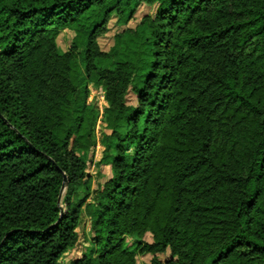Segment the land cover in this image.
<instances>
[{"label":"trees","instance_id":"trees-1","mask_svg":"<svg viewBox=\"0 0 264 264\" xmlns=\"http://www.w3.org/2000/svg\"><path fill=\"white\" fill-rule=\"evenodd\" d=\"M83 214L70 264H264V0H0V264H62Z\"/></svg>","mask_w":264,"mask_h":264},{"label":"rangeland","instance_id":"rangeland-1","mask_svg":"<svg viewBox=\"0 0 264 264\" xmlns=\"http://www.w3.org/2000/svg\"><path fill=\"white\" fill-rule=\"evenodd\" d=\"M155 7H149L147 5H142L140 9L138 10L134 20L130 23V27H135L136 24L140 22L142 17L146 14L154 13ZM110 30L100 39V46L102 50L108 51L114 42V35L117 34L119 31L122 30L121 27L117 24V18H113L110 26ZM73 33L66 30L60 34V36L57 39L58 46L62 52H65L69 49L71 40L73 38ZM148 48V47H147ZM148 57L146 55L143 56L142 62H141V69L142 72L147 68V62ZM101 92V89H98V91L92 87V94L94 96L95 101L97 99V93ZM100 98V95H98ZM130 104H135V97L131 94L128 97ZM97 138L98 141L101 140L103 133H110L108 130H104L103 125L99 124L97 126ZM104 148L99 145L96 146L94 149H92V153H90V158L88 161V169L87 172L92 176L93 178V188L97 189L99 186H101L110 176V167L108 166H102L99 165L98 162L100 161V157H102V152ZM92 155V156H91ZM79 240L76 245V247L70 251H68L61 259L62 264H70L73 260L82 257L84 254L88 253L91 248V233H90V223L88 218L83 214L81 223L77 229ZM136 238H128L127 244L129 247H134V244L136 242ZM144 240L146 242H152V236L150 234H147L144 237ZM169 256V254L160 255L162 259H165ZM152 260V255H145L137 256V264H150Z\"/></svg>","mask_w":264,"mask_h":264},{"label":"built area","instance_id":"built-area-1","mask_svg":"<svg viewBox=\"0 0 264 264\" xmlns=\"http://www.w3.org/2000/svg\"><path fill=\"white\" fill-rule=\"evenodd\" d=\"M93 88H95V87H93ZM95 89L98 91L97 88H95ZM98 95H100V98H99ZM93 100H94V96L92 94V87H91V95H90V98H89V102L92 105H94L99 110V119H98L97 126L99 124H102L104 130H107L106 126H105V123L103 122V115H104V110H105V107H106V100H105L104 92L102 90H101V92L99 91V93H97V99L95 101H93ZM96 129H97V127H96ZM96 136H97V130H96ZM99 145L100 144L98 143L97 146H99Z\"/></svg>","mask_w":264,"mask_h":264},{"label":"crops","instance_id":"crops-1","mask_svg":"<svg viewBox=\"0 0 264 264\" xmlns=\"http://www.w3.org/2000/svg\"><path fill=\"white\" fill-rule=\"evenodd\" d=\"M90 153H92V150L90 151ZM93 154V153H92ZM92 156V155H91ZM89 158H90V154H89ZM100 159H101V157H100ZM111 171V170H110ZM110 174H111V172H110Z\"/></svg>","mask_w":264,"mask_h":264}]
</instances>
